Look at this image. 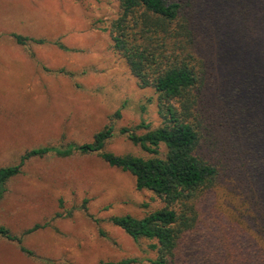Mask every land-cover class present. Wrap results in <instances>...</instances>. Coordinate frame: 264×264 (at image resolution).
<instances>
[{"label": "rangeland", "instance_id": "374dc122", "mask_svg": "<svg viewBox=\"0 0 264 264\" xmlns=\"http://www.w3.org/2000/svg\"><path fill=\"white\" fill-rule=\"evenodd\" d=\"M203 1L202 11L215 2ZM233 1L222 0L223 20L207 23L213 47L224 55L215 53L218 97L225 108L238 106L220 109L218 120L239 128L246 138L244 151L251 149L253 158L264 161V0L252 1L253 31L238 37V49L248 45L252 57L242 59L239 51L235 80L229 74L236 66L226 57L232 49L227 35L237 5L245 0ZM118 13L115 0H0V167L17 164L35 147L89 142L105 127L112 128L105 151L149 156L120 132L142 133V122L154 127L159 117L156 93L138 86L112 46L108 27ZM14 34L44 42L21 45ZM251 161H246L242 181L226 177L203 200L200 227L189 237L193 264H264L258 261L264 209L250 200L254 188L243 182L252 175L264 191V166L256 169ZM161 206L151 191L135 188L132 175L96 153L31 157L6 182L0 198V226L22 239L18 244L0 236V264H98L130 258L136 259L130 264H150L148 259L156 256L153 241H135L108 219L141 217ZM35 224L43 227L24 234Z\"/></svg>", "mask_w": 264, "mask_h": 264}, {"label": "trees", "instance_id": "16d2710c", "mask_svg": "<svg viewBox=\"0 0 264 264\" xmlns=\"http://www.w3.org/2000/svg\"><path fill=\"white\" fill-rule=\"evenodd\" d=\"M115 1L119 4V13L108 27L112 46L125 60L138 86L151 88L156 93L159 117V123L154 127L142 122L138 127L143 129L142 133L126 128L120 132L149 156L105 151V143L112 136V128L105 127L95 132L89 142L71 143L64 148L35 147L25 151L17 164L0 167V198L6 182L19 174L25 160L31 157L48 153L60 156L73 152L96 153L109 166L132 175L137 190L151 191L162 202L161 207L141 217L112 215L108 221L135 241L140 238L153 241L150 247L156 256L148 259L150 264H193L188 255L191 248L189 237L196 235L200 227L199 216L205 197L226 177L242 181V170L248 159L254 160L256 169L264 166V161L255 155L252 157L251 149L247 150L251 153L244 151L246 138L240 129L218 120L220 109H238L237 104H227L225 108L218 97L220 81L214 71L215 53L220 57L224 55L213 47V34L207 27L213 18L224 19L222 0H213V7L205 11H202L203 0ZM252 1L256 0L239 4L237 0L233 1L238 5L231 32L227 35V44H231L232 49L226 54L228 59L232 57L236 66L229 73L232 80L238 78L239 51L242 59L248 58L244 54L252 57L248 45L238 49V37L253 31L252 14L256 3ZM13 37L21 45L30 40L44 42L20 34ZM256 54L253 53L252 61L250 59L252 64L256 62ZM251 81L252 77L249 79L252 84ZM246 88L250 100L252 97ZM223 116L228 123L229 114ZM161 145L164 153L160 151ZM250 176L252 180H244V186L249 188L252 185L255 191L249 188L251 194L247 195L264 209V191L259 190V182ZM40 227L43 226L35 224L24 234ZM259 235L264 238V230ZM0 236L18 244L22 240L3 226H0ZM261 247L262 255L258 261L264 263V246ZM20 250L31 254L23 246ZM135 261L130 258L117 262L100 261L98 264H130Z\"/></svg>", "mask_w": 264, "mask_h": 264}]
</instances>
